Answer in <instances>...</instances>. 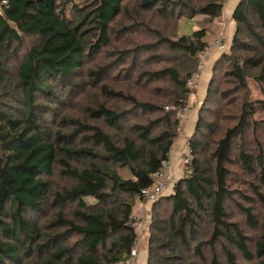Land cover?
I'll return each mask as SVG.
<instances>
[{"label": "trees", "instance_id": "16d2710c", "mask_svg": "<svg viewBox=\"0 0 264 264\" xmlns=\"http://www.w3.org/2000/svg\"><path fill=\"white\" fill-rule=\"evenodd\" d=\"M126 1L0 0V264H123L135 244L136 233L128 221L132 204L120 203V198H136L141 189L151 185L150 175L168 159L177 133L169 129L156 134V122H151L146 126L126 127L128 133L115 139L96 126H83L76 121L74 125L79 132L89 134L84 140L102 149V154H98L89 149L58 147L59 141H69L71 136H57L52 142L45 123V118L53 115L45 103L52 106L60 103V93L53 92L55 85L72 93L71 79L86 59L109 44L110 24ZM141 8L165 15L179 10L181 18H198V28L189 35L176 41L161 39L155 46L139 48L150 50L166 45L169 50L188 57L192 71L184 78L173 68L145 75L150 80L167 78L187 96V82L198 70L199 53L217 30L214 22L221 17L223 0H142ZM232 22L234 32L229 48L236 57L222 55L214 63L213 73L217 72L220 62L228 63V74L245 90L247 73L255 71L253 83L260 89L259 85H264V0H240ZM242 34L247 41L242 39ZM24 39L32 43L23 52ZM241 53L250 56L240 58ZM213 84L212 78L207 99L216 93ZM107 95L124 100L133 110L143 113L152 114L157 110L121 92ZM181 103L176 100L174 105ZM167 108L164 121L172 125L170 119L176 113ZM254 111L250 103L243 104L238 123L215 143L210 155L212 167L207 168L199 159L200 143L190 144V175L181 178L174 191L165 195L169 197L162 199L172 207L170 224L176 219L169 237L177 245L172 247L170 241L159 245L169 255L153 264H188L176 248L191 250L193 244V252L202 257V243L198 238L203 222L211 228L213 239L221 237L244 260L264 264V236L255 243L252 253L247 237L226 216V204L239 200L249 206L242 210L246 222L254 226L253 206L264 207L263 158L259 156L258 160L259 184L246 181L242 189H232L227 169L234 143L250 128ZM130 114L132 111L116 114L103 106L94 113L119 131L120 123ZM174 125H178L177 121ZM211 127L200 116L195 135H203ZM60 152L66 158H59ZM239 159L245 173L253 177L252 156L240 153ZM58 163L69 185L54 194L52 204L58 207L75 204L77 210L72 212L73 219L59 212L49 224V233L43 235L38 221L43 217L47 201L46 179L53 175ZM114 167L127 172L129 178H122ZM73 237L78 239L69 244ZM226 257L229 264H236L232 253L227 252ZM211 264H215L214 260Z\"/></svg>", "mask_w": 264, "mask_h": 264}, {"label": "rangeland", "instance_id": "374dc122", "mask_svg": "<svg viewBox=\"0 0 264 264\" xmlns=\"http://www.w3.org/2000/svg\"><path fill=\"white\" fill-rule=\"evenodd\" d=\"M141 3L142 0H128L122 3L119 15L110 24L109 44L101 48L95 56L86 59L81 70L74 74L71 79V94L63 87L55 85L53 92L60 93V103L58 106L45 103L53 113L45 118L51 141L54 142L57 136H71L69 141H59L58 147L66 146L71 150L89 149L102 154V149L94 147L91 142L84 140V137L89 134L79 132L78 127L74 125L76 121L83 126H96L104 133L114 136L115 139H120L128 133L126 127L146 126L151 122H156L154 133L160 134L169 131V129L177 133L168 156L169 160L176 162L177 166L176 175L173 177L175 185L177 180L189 176L191 173L190 144L200 143L199 159L204 162L207 168L212 167L213 162L210 155L215 143L222 138L227 129L238 123L242 117V106L248 102L255 110L250 121V128L243 137L235 141L227 169L230 172V187L232 189H242L247 183L246 181L259 184L257 179L261 169L258 163L259 156L264 160V94L260 89L264 91V85H259L260 89H257L253 83V77L257 75V72H248L247 88L242 90L239 83L228 74L230 69L226 62H220L217 72L213 73V65L222 58V55L231 59L236 57L229 48L233 34L228 43L223 38L224 36L222 37L221 28L219 31L218 29L215 31L214 36L221 34L222 44L226 46V51L219 53L214 60L204 64V78L196 82L197 88L191 91V98H189V96L182 95L167 78L150 80L145 76L148 73L173 68L178 69L184 78L186 73L192 71V63L188 57L181 52L169 50L166 45H158L150 50H140L139 48L146 45L155 46L161 39L176 41L182 36L189 35L191 31L198 28L196 21L198 18H181L179 10L173 14H160L154 9L141 8ZM76 4L78 6L79 2L76 1ZM252 23L257 29L255 22L252 21ZM242 35V39L247 41L244 34ZM31 43L32 40L24 39L23 52ZM137 49L139 51H136ZM238 55L240 58L250 56L242 53ZM7 65L10 67L12 62ZM212 78L216 93L207 99V88ZM108 92H121L125 96L133 97L138 102L153 105L157 110L152 114L133 110L128 102L108 96ZM176 100L182 103L175 106ZM101 106L116 114L127 111H132V114L120 123V131L115 130L94 115ZM167 107L172 108L174 114L184 109H187V112L183 119L171 117L172 125H168L164 121ZM200 116L205 124H211L212 127L209 130H204L203 135L196 136L195 127ZM175 121L178 125H174ZM240 153L252 156L253 177H249L243 170L239 159ZM59 158H66L65 154L60 152ZM172 164L175 166V163ZM114 169L122 178H129L127 172L118 167H114ZM61 170L62 165L58 163L53 175L46 179L48 184L47 201L43 217L38 221L43 235L49 233V224L55 220L59 212H63L68 219H73L72 212L77 210L75 204L63 207L52 204L54 194L69 185V181L63 178ZM261 189L264 191V185ZM245 194L249 195L247 192ZM165 197L167 196L151 205H146L150 221L133 245L139 253L137 264H153L156 260L168 256L169 252L159 248V245L167 241H170L172 247L177 245L176 241L171 242L169 237L176 219L171 225L169 217L172 214V207L170 202L162 200ZM251 197L253 196L251 195ZM120 201V203L132 204V211H137L141 206H144L137 198L133 197L122 196ZM243 207L249 206L239 200H235L233 203L228 202L226 204L227 221L238 225L242 234L247 237L249 249L254 253L255 243L264 236V207L253 206L256 219L254 226L246 222ZM5 221L9 223V220ZM77 239L73 237L68 243H74ZM198 242L202 243V257H197L193 252L195 244L191 245V250L176 248L182 252L188 264H211L212 260L215 264H229L226 257L227 252L234 255L236 264L255 263L244 260L237 250L226 243L223 238L213 239L211 228L206 222L200 224Z\"/></svg>", "mask_w": 264, "mask_h": 264}, {"label": "built area", "instance_id": "2783aa9c", "mask_svg": "<svg viewBox=\"0 0 264 264\" xmlns=\"http://www.w3.org/2000/svg\"><path fill=\"white\" fill-rule=\"evenodd\" d=\"M5 2H3L4 4ZM216 48L220 53L226 51V46L222 44L221 34L219 33L215 36L211 45L206 47L203 51L199 53V65L198 70L194 76L187 82L188 93L187 96L191 98V91L195 90L196 82L201 80L203 73V66L207 57L213 52V49ZM168 109V108H167ZM187 109L180 111L176 114L177 119H183ZM175 176L174 165L171 163L169 158L160 163V167L157 171L153 172L150 175L151 185L147 188H143L139 191L136 198L144 206L140 207L137 211H132L128 217L129 224L136 233V241L138 237L142 234L144 229L147 227L150 217L149 212L146 209V205H151L159 200L161 197L168 195L174 189V179ZM174 180V181H173ZM178 181V180H177ZM177 183V182H176ZM175 183V184H176ZM136 243V242H135ZM135 245V244H134ZM139 259V253L135 246H133L127 258L123 264H137Z\"/></svg>", "mask_w": 264, "mask_h": 264}, {"label": "crops", "instance_id": "0c3cea01", "mask_svg": "<svg viewBox=\"0 0 264 264\" xmlns=\"http://www.w3.org/2000/svg\"><path fill=\"white\" fill-rule=\"evenodd\" d=\"M239 1L240 0H223V9H222L221 17H220V19H217L214 22L217 26L218 31H219V28H221L220 30L222 31L221 32L222 37L224 36L223 38L225 40H227L228 43H229L231 36L233 34V31H234L233 30L234 29V23L232 22V14H233V11L236 8L237 4L239 3ZM214 38H215V36L208 40V46L212 44ZM219 53L220 52L216 48H214L213 52L209 55V57H207L205 63L207 61L210 62V60H212V59L214 60V58ZM202 78H204L203 73H202L201 79ZM172 163H175L174 171H175V175H176V172H177L176 162H172Z\"/></svg>", "mask_w": 264, "mask_h": 264}, {"label": "water", "instance_id": "95a60500", "mask_svg": "<svg viewBox=\"0 0 264 264\" xmlns=\"http://www.w3.org/2000/svg\"><path fill=\"white\" fill-rule=\"evenodd\" d=\"M178 181H179V180H178ZM178 181H177V182H178ZM167 197H169V196H167ZM161 198H162V197H161Z\"/></svg>", "mask_w": 264, "mask_h": 264}]
</instances>
